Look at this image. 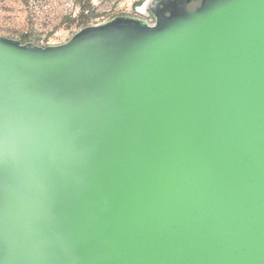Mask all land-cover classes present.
I'll return each instance as SVG.
<instances>
[{
	"label": "water",
	"instance_id": "1",
	"mask_svg": "<svg viewBox=\"0 0 264 264\" xmlns=\"http://www.w3.org/2000/svg\"><path fill=\"white\" fill-rule=\"evenodd\" d=\"M150 9L0 36V264H264V0Z\"/></svg>",
	"mask_w": 264,
	"mask_h": 264
},
{
	"label": "rangeland",
	"instance_id": "2",
	"mask_svg": "<svg viewBox=\"0 0 264 264\" xmlns=\"http://www.w3.org/2000/svg\"><path fill=\"white\" fill-rule=\"evenodd\" d=\"M85 1L0 0V36L19 40L28 36L31 42L42 46L64 43L84 27L77 20ZM88 1L91 13L96 14L89 20V24L94 25L121 15L148 19L143 13L151 0ZM139 1L142 3L137 7ZM145 3L146 6L141 7ZM75 18L77 20L72 21Z\"/></svg>",
	"mask_w": 264,
	"mask_h": 264
},
{
	"label": "trees",
	"instance_id": "3",
	"mask_svg": "<svg viewBox=\"0 0 264 264\" xmlns=\"http://www.w3.org/2000/svg\"><path fill=\"white\" fill-rule=\"evenodd\" d=\"M142 1L136 2V6L141 5ZM91 5H90V1H85L84 2V6L82 9V12L80 13L79 19L77 20V18L72 19V21H79V23L81 25L88 26L89 24V20L92 17H95L96 14L91 13ZM91 13V14H89ZM22 42H31V40L28 39V36H25L23 39H21Z\"/></svg>",
	"mask_w": 264,
	"mask_h": 264
},
{
	"label": "flooded vegetation",
	"instance_id": "4",
	"mask_svg": "<svg viewBox=\"0 0 264 264\" xmlns=\"http://www.w3.org/2000/svg\"><path fill=\"white\" fill-rule=\"evenodd\" d=\"M156 1L157 0H151L150 2H149V4H148V12H149V18L150 19H154V15H153V13L151 12V9H150V7H153L154 5H155V3H156ZM197 4H198V2H192L191 4H190V7H196L197 6Z\"/></svg>",
	"mask_w": 264,
	"mask_h": 264
}]
</instances>
